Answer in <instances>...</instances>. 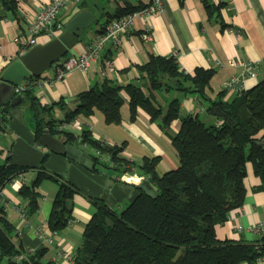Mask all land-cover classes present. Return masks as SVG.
Returning a JSON list of instances; mask_svg holds the SVG:
<instances>
[{"label":"crops","instance_id":"obj_1","mask_svg":"<svg viewBox=\"0 0 264 264\" xmlns=\"http://www.w3.org/2000/svg\"><path fill=\"white\" fill-rule=\"evenodd\" d=\"M48 1L16 0L14 13L4 11L0 3V75L12 61L31 48L44 46L55 38L40 35L34 46L21 53V45L28 37V23L39 6ZM125 1L136 6L146 5L150 0H80L78 3L69 0L59 17L65 25L78 11L86 10L97 14L95 20L100 19V25L107 24L108 20L114 19L110 15L118 7L124 6ZM210 2L224 5L219 14L225 28H221L218 21L207 18L201 0H162L160 12L148 17L135 16L129 33L121 43L107 42L88 70L72 69L60 79L55 77L57 68L66 58L87 50L100 26L84 29L82 36L65 55L53 61L38 77H29L22 83H30L41 105L49 106L63 99L68 107L73 108L75 95L103 78L114 79L119 84L138 81L136 66L145 63L152 54L174 55L179 68L189 73L197 67L213 69L207 93L211 98L224 89L227 80L246 73L247 61L258 62L257 77H246L241 83L242 89H250L264 78V0ZM147 34L151 35L150 39H145ZM15 37L19 38L18 43L14 41ZM235 93L234 90H227L223 101L232 99ZM121 95L123 104L119 123L107 124L101 112L96 110L88 117L78 115L69 123L63 122L60 129L77 136L89 130L95 140L109 145H123L120 157L135 163H140L145 157H155V170L159 175L175 169L178 161L171 136L177 133L180 121H172L169 128L164 130L158 119L150 120L149 115L141 109L137 111L136 118L130 120L128 97L124 92ZM154 95L163 111L168 102L177 97L181 102L182 115L198 114L204 123L217 125V117L206 112L195 93L170 90L155 91ZM6 104L3 106L4 120L0 127V166L9 162L31 170L13 177L0 187L5 216L15 226L26 251L45 248V262L76 264L84 227L95 212L93 202L101 200L109 208L120 211L135 195L136 188L147 179L137 167L122 173L107 167L95 171L91 169L93 163L92 166H85L64 153L48 150L39 143L41 135L35 137L32 110L28 103L21 101L13 107L9 102ZM54 113L57 120L63 119L60 109L56 108ZM53 137L63 141L57 136ZM79 149L88 154L91 152L85 146ZM36 167L54 177H63L77 189L72 198L73 219L62 230L51 232L47 224L58 190V183L53 179H44L37 187L38 210L27 215L24 213L27 202L18 190L22 185L33 182ZM107 180H112V185L105 198L101 199ZM244 184L246 194L243 205L231 211L223 224L215 226V234L221 240L252 243L264 238V190L260 188L261 179L250 163L246 164ZM0 264H6L5 260H1ZM243 264H264V258Z\"/></svg>","mask_w":264,"mask_h":264},{"label":"trees","instance_id":"obj_2","mask_svg":"<svg viewBox=\"0 0 264 264\" xmlns=\"http://www.w3.org/2000/svg\"><path fill=\"white\" fill-rule=\"evenodd\" d=\"M201 1L207 18L225 28L219 14L224 5ZM0 3L4 11L14 13L16 0H0ZM144 6H132L125 1L124 6L110 16L131 14ZM105 25H100L98 33ZM136 70L139 74L136 82L119 84L108 78L94 82L75 95L73 108L63 99L49 106L41 105L30 83L21 92L32 110L36 138L48 133L61 138L64 144L89 148L91 169L95 171L107 167L122 173L137 167L156 191V198H152L137 187L135 195L120 211L95 200V212L84 227L76 264H243L264 258V238L252 243L234 242L221 240L215 234V226L223 224L231 211L243 205L247 163L260 177V188L264 190V150L256 143L264 139V78L254 87L241 89L232 99L223 101L226 89L215 98L207 94L214 73L211 68L197 67L189 73L179 68L174 55L150 54ZM170 90L195 93L206 112L218 107L229 121L217 118V125L206 124L198 114L182 115L177 97H173L163 111L154 92ZM122 92L128 97L130 120H134L141 109L150 120L158 119L164 130L172 121H180L177 133L171 136L178 161L175 169L159 175L155 170V157H145L135 163L120 157L123 145L95 140L89 130L77 136L60 129L63 122L69 123L78 115L88 117L96 110L107 124L119 123ZM4 105L7 104L0 107ZM56 108L63 112L62 120L55 118ZM34 169L33 182L18 190L27 202L24 213L38 210L37 187L44 179H53L58 183V190L47 224L51 232L62 230L73 219L72 198L77 189L61 176L49 175L40 167ZM28 170L31 169L9 162L1 165L0 187ZM4 207L0 199V261L50 264L43 260L45 248L29 252L22 247L15 226L5 216Z\"/></svg>","mask_w":264,"mask_h":264},{"label":"water","instance_id":"obj_3","mask_svg":"<svg viewBox=\"0 0 264 264\" xmlns=\"http://www.w3.org/2000/svg\"><path fill=\"white\" fill-rule=\"evenodd\" d=\"M96 16L97 14H92L86 10L78 11L52 41L44 46H34L26 54L12 61L0 75V106L9 102V105L13 107L24 101L22 93L15 91L16 86H20L29 77H38L49 68L53 61L65 55L82 36L84 29L96 21ZM210 114L229 121L227 115L218 107H214ZM39 143L52 152L64 153L70 159L85 166H92L89 154L73 145L64 144L63 141L48 133H43L40 136ZM256 143L264 150V139L256 141ZM111 185L112 180H107L101 199L105 198ZM139 187L148 196L156 198V191L148 182H143Z\"/></svg>","mask_w":264,"mask_h":264},{"label":"built area","instance_id":"obj_4","mask_svg":"<svg viewBox=\"0 0 264 264\" xmlns=\"http://www.w3.org/2000/svg\"><path fill=\"white\" fill-rule=\"evenodd\" d=\"M69 0H49L46 4L40 5L37 12L33 16L32 20L28 23L27 34L28 37L23 41L21 45V53L34 46L37 42V38L40 35H46L48 37H56L63 29L64 22L60 19L59 14L63 7ZM74 3H78L80 0H71ZM162 9V0H150L142 9L127 14L124 16L116 17L108 21L101 33H97L95 39L90 42L87 50L78 55H73L64 60V62L57 68V74L55 77L60 79L63 74L72 69H78L86 71L89 69L90 64L95 61L102 51L104 45L107 42L113 44L121 43L122 39L129 33L132 26V22L135 16L140 15L148 17L157 14ZM145 39H150L151 35H145ZM15 42H19V38H14ZM264 59V58H263ZM247 71L245 74L230 78L224 83V89L234 90L239 92L242 89L241 83L247 78H256L259 64L254 61H247L245 64ZM29 82L21 83L20 86H16V92H22ZM4 109L0 107V124L3 121ZM96 155H100L98 151L94 152ZM19 235V233H18Z\"/></svg>","mask_w":264,"mask_h":264},{"label":"rangeland","instance_id":"obj_5","mask_svg":"<svg viewBox=\"0 0 264 264\" xmlns=\"http://www.w3.org/2000/svg\"><path fill=\"white\" fill-rule=\"evenodd\" d=\"M98 27V26H100V19H98L97 21H95V22H93L89 27H87V28H85V31L87 30V29H91L92 27ZM55 63V62H54ZM53 63V64H54Z\"/></svg>","mask_w":264,"mask_h":264}]
</instances>
